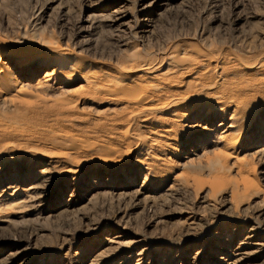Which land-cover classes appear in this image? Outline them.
Listing matches in <instances>:
<instances>
[{
    "label": "rangeland",
    "instance_id": "obj_1",
    "mask_svg": "<svg viewBox=\"0 0 264 264\" xmlns=\"http://www.w3.org/2000/svg\"><path fill=\"white\" fill-rule=\"evenodd\" d=\"M142 1L0 0V53H68L55 75V66L32 72L9 63L0 77V154L15 150L0 159V264H228L251 235L244 221L264 230V0H169L140 34ZM124 5L127 18L117 23ZM198 49L214 62H201ZM170 54L197 61L175 75L174 98L220 81L235 88L226 97L248 98L209 123L208 98L198 117L183 108L178 117L95 94L125 76L118 68L163 57L157 73ZM165 70L157 77L173 76ZM140 77L152 83L143 74L133 82ZM232 122L245 134L234 151L223 138ZM142 149L152 158L138 167ZM125 156L127 171L105 169ZM45 170L52 194L42 198ZM219 232L235 238L231 245Z\"/></svg>",
    "mask_w": 264,
    "mask_h": 264
},
{
    "label": "bare ground",
    "instance_id": "obj_2",
    "mask_svg": "<svg viewBox=\"0 0 264 264\" xmlns=\"http://www.w3.org/2000/svg\"><path fill=\"white\" fill-rule=\"evenodd\" d=\"M168 2H169V0H143L142 1V3H141L142 9L139 12L142 16L141 22H143L144 25L139 27L140 34L149 33V31L147 29H149L151 27L150 23L152 22V15L156 12V10L158 8H160V9H162L164 7L166 8L168 5ZM125 6L126 5H124L122 7V9L116 11L115 21L117 23L120 21H123L127 18L125 16L126 15V7ZM121 25H124V24H121ZM192 45H193V43L190 41H186L184 43V47H191ZM60 52H59L58 48H54V49L43 48V49L35 50V52L34 51H27V52L9 51L7 54H3L1 52L0 53V77L3 76L2 74L4 73V71L7 68L9 63H14L15 66H18L22 63H25V65H26L25 67L32 72L36 71L37 68L48 69V68L55 66L53 71H52V74L55 75L56 72H61V70H60V69H62L61 58H63V56H68V53H67V55H64L63 53L61 54ZM196 52H197L198 58L201 60V62H205V63L214 62L215 56L213 54H211L209 52L206 53V52L202 51L201 49H198ZM134 53H133V55H131L132 58L135 57V55L137 54V53H135V54ZM137 55L135 58H137ZM4 57H8L9 61L8 62L4 61ZM74 58H75V56H74ZM162 59H163V57L158 59V60L147 59L144 57L142 59H137L138 60L137 64H133L129 68L130 69L129 71H125V69L126 70L128 69V68H126V66H122V68H118L119 72L124 73L125 76L123 75V77L118 78V80L113 83V89L108 88V89L104 90V87H99V86L96 87L95 90L98 92L95 94L100 95L102 92H99V91H103V93H107L109 95L113 94V95H116L117 97H119L121 100L126 101L129 105L130 104L139 105V104H143V103H151L152 105L149 106V108L145 112H148L151 114H153V113H155V114H158V113L171 114L173 116H178V117H179V115L177 113L178 112L177 110L182 109V108H183V111H187L191 115L198 117L200 115V113L202 112L203 107H204V106H202V104H198V102H202V101H204L203 99L208 98L212 102L210 103V101H209L210 104H207L208 109L206 111V117H204V119L208 120L207 122H209V123L211 122L212 119L214 120V118H216V117L218 118V114H217L218 111L222 112L223 115L225 116L228 112V109H231L232 106H234V105L239 106V105L244 104V101L249 96L245 91H242V93L239 95L226 97L225 91L227 90V86H229L231 88V90H233V91H235V88L232 87L231 83L229 84L228 81H226L225 83H224V81L223 82L220 81L219 83L216 82L212 85H207V86L201 85L199 87L200 91L196 90L192 94H190V92L189 93L187 92V94L189 95L187 97L174 98L177 95H181V94H178L179 88L181 87L180 86L181 82L177 79L178 76L176 77L175 75H179L181 73V71L184 70L183 68H185V66L186 67L191 66L194 63H197V61L195 59H192V58L182 59V58L174 56V54L173 55L170 54V55H167V57L164 58V61L162 62L163 65L166 64L167 67H165L163 69L160 68V70H157L158 71L157 73H154V69H156L155 68L156 65L159 64ZM215 64H216L215 67L220 68L222 71L223 67H220L218 62H215ZM74 65H75V63H74ZM111 67L112 66H109L108 68L111 69ZM104 68H106V67H104ZM109 69H107V70H109ZM132 69H135V70H132ZM164 70H165V72L163 74H166L167 72H169L168 74H170V71L171 72L173 71V73H174L173 76L168 77V76H166L167 75L166 74L165 76H163L161 78L157 77L158 75H162L159 73H161L160 71H164ZM81 71L82 70H80V72ZM96 71H97V69H95V72ZM91 72H93V71L91 70ZM95 72L93 74H87V76H86L85 83L88 87L94 85L96 83L95 78H98L101 75V73H99V70H98V73H95ZM225 72L226 71L224 69V71H222L220 73V75L223 76L225 74ZM139 74L149 76L150 82H152V83L150 85H146V83H149V82H147V80H144L141 77L139 78L140 82H141L140 84L134 83L132 79L136 75H139ZM12 76H10V78H9L10 80H12ZM222 76H220L221 79H223ZM171 83H174V84L172 85ZM167 99H169L170 101L164 103V100H167ZM163 107H166V108L164 110H162ZM253 115H257V112H255V114H253ZM157 118H158V116L155 119L158 120ZM130 120H131V122L133 121L132 118H130ZM229 120L233 121V119H229ZM224 122H226L225 119H223L220 122L218 127L219 128L225 127L226 125H224ZM196 128H198V125L194 126L193 129H196ZM240 130H241L240 125H238L235 122H232L231 125L228 126L226 133H228V132H231V133L229 135H226L223 138L231 139L232 142L228 143L230 145V147H227V150H233L234 151L235 148L240 144L241 139L245 135V134H241L238 136L237 133ZM141 133H143V132L141 131ZM186 133H185V135H186L185 140L190 141L191 140L190 136H193L194 134L193 135L190 134V131H188ZM177 135H179V134H177ZM10 149H12V148L10 147ZM8 150H6L5 153L0 154L1 160L5 161L9 157V155H12V153L15 152V150L14 151H11V150L8 151ZM145 153L148 155L147 149H145V150L142 149L137 154V159H138L137 163H139L138 167L145 165L146 161L149 158H152V156H145L144 155ZM227 157H229V155ZM124 160H128V157L125 156V159L119 160L120 162H117V164H116L117 166L115 168L111 167L110 161H106L107 163H106V165H104L106 167L105 169H111V171H115V170L127 171L130 168L128 167L127 162H124ZM52 163H53V161L50 162V164H52ZM112 168H113V170H112ZM42 174L44 176H46V179H44L46 182L42 186L41 191L39 193V196L42 198H45V197H49L52 194L51 186L49 183L51 179L49 177V171L48 170L43 171ZM238 196L239 195H237L235 192H233V198H237ZM244 222H245L244 223L245 225L244 224L243 225L245 227H248L251 235L247 236L245 238L244 242H241L240 246L235 248L234 253H233V258H229L228 264H256L255 261L258 258H262L264 256V243H261L259 241L260 236L262 235L261 232L264 231L262 225H260L259 223L252 222L251 219L246 220ZM216 236L219 237L218 240L223 245H227V246L231 245L232 241L235 239V238L230 237L227 241L223 240L222 237L225 235H223V233H220V232L217 233ZM229 249H231V247ZM227 254H228V252H227ZM227 257H229V256L227 255ZM144 261H145V258L139 259L136 264H146Z\"/></svg>",
    "mask_w": 264,
    "mask_h": 264
}]
</instances>
